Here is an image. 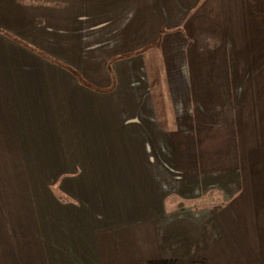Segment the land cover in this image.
Instances as JSON below:
<instances>
[{
	"label": "crops",
	"instance_id": "1",
	"mask_svg": "<svg viewBox=\"0 0 264 264\" xmlns=\"http://www.w3.org/2000/svg\"><path fill=\"white\" fill-rule=\"evenodd\" d=\"M189 258L264 264V0H0V264Z\"/></svg>",
	"mask_w": 264,
	"mask_h": 264
},
{
	"label": "rangeland",
	"instance_id": "2",
	"mask_svg": "<svg viewBox=\"0 0 264 264\" xmlns=\"http://www.w3.org/2000/svg\"><path fill=\"white\" fill-rule=\"evenodd\" d=\"M171 200V199H170ZM170 200H168V201H170ZM205 201H207V202H203V204H208V203H210V201H211V199L210 198H206V199H204ZM195 202H197V201H189V202H181L178 206H177V208H184L186 205H189V206H192V205H194V203ZM176 203L174 202L173 203V205L172 206H170L169 205V203H168V205L170 206V207H175L176 205H175ZM197 206V205H196ZM196 206H194V207H196ZM168 209H169V207H168ZM193 260V258H189V259H187V260H185V261H183V262H179V261H177V260H169V261H167V262H164V261H162V263H160V261H158V260H144V261H137L138 263H141V264H191L192 261Z\"/></svg>",
	"mask_w": 264,
	"mask_h": 264
}]
</instances>
